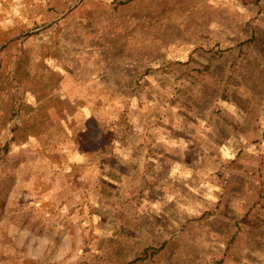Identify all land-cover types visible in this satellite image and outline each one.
Listing matches in <instances>:
<instances>
[{
	"label": "rangeland",
	"instance_id": "rangeland-1",
	"mask_svg": "<svg viewBox=\"0 0 264 264\" xmlns=\"http://www.w3.org/2000/svg\"><path fill=\"white\" fill-rule=\"evenodd\" d=\"M0 264H264V0H0Z\"/></svg>",
	"mask_w": 264,
	"mask_h": 264
}]
</instances>
